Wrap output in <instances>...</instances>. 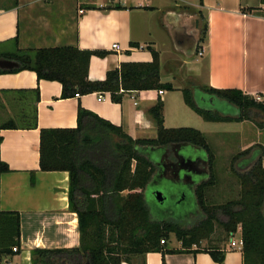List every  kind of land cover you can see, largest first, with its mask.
I'll return each mask as SVG.
<instances>
[{
  "label": "crops",
  "instance_id": "1",
  "mask_svg": "<svg viewBox=\"0 0 264 264\" xmlns=\"http://www.w3.org/2000/svg\"><path fill=\"white\" fill-rule=\"evenodd\" d=\"M172 1L0 0V54L14 50L15 38L22 50L68 46L105 50L109 54L92 56L88 67V79L102 81L123 63L151 62L150 47L159 54L161 83L174 88L161 94L157 90L130 92L120 103H113L108 93L61 99V84L38 80L34 72L0 74V160L10 169L0 174V211L20 214V248L6 258V264H32L33 250L79 246L77 215L69 210L68 173L39 169L41 129H75L80 107L132 139H156L149 110L158 100L163 103L164 128H189V122L195 121L192 115L197 114L184 103L181 92L190 86L240 90L264 103L261 0H201V4L196 0L185 6ZM204 26L205 40L199 43ZM186 39L192 41L191 47L179 45ZM113 44L118 51L112 50ZM193 44L200 47L201 56L197 47L191 51ZM166 52L170 54L164 58ZM9 122L14 128L2 129ZM245 122L205 121L209 125L234 123L240 133ZM231 241L206 249L199 243L186 252L177 240L160 253L122 264H162L163 259L165 264H218L205 253L208 250L222 252V264H243L240 245Z\"/></svg>",
  "mask_w": 264,
  "mask_h": 264
},
{
  "label": "trees",
  "instance_id": "2",
  "mask_svg": "<svg viewBox=\"0 0 264 264\" xmlns=\"http://www.w3.org/2000/svg\"><path fill=\"white\" fill-rule=\"evenodd\" d=\"M261 3L264 4V0ZM253 11L255 9H242V12ZM205 36L206 26L199 43H203ZM13 46L14 50L0 54V59L13 60L18 67L0 70V74L34 72L38 80L60 83L61 99L108 93L113 103H120L130 92L174 90L170 83H161L159 54L150 47L147 49L152 55L151 62L123 63L119 69L107 72L104 80L90 81V58H104L109 54L107 51L79 50L69 46L22 50L18 48L17 38L13 40ZM199 49L197 46V52ZM181 92L184 103L206 122L248 121L251 110L264 114V103L240 90L190 86ZM218 102L228 106L224 113L214 108ZM206 103L211 104L210 108L205 106ZM162 108L163 103L158 100L149 110L156 126V139H132L119 127L80 107L75 129L39 131V169L68 173L69 210L77 215L80 242L72 249L33 250L32 264L132 263L133 258L139 260L147 253L162 252L170 234L187 252L192 245H199L202 238L213 233L214 224L221 226L227 236L240 229L243 264H264V167L261 160L249 171L238 175L240 195L237 200L218 207L209 206L206 191L214 184L213 154L205 137L192 128H164ZM33 127L36 128V121ZM12 128V122L2 126V129ZM176 143L201 149L209 160L210 177L195 191L197 203L207 219L191 230L181 229L175 221L163 218L159 211L153 216L144 196L151 189L156 200L152 185L156 170L153 148H166ZM9 171L0 160V174ZM217 211L228 220L219 222ZM162 240L164 244L160 243ZM15 247L20 248V214L0 211V264H6L7 257L17 254L12 251ZM176 252L181 251H168ZM205 253L222 264V252L208 250ZM162 264H165L164 259Z\"/></svg>",
  "mask_w": 264,
  "mask_h": 264
},
{
  "label": "rangeland",
  "instance_id": "3",
  "mask_svg": "<svg viewBox=\"0 0 264 264\" xmlns=\"http://www.w3.org/2000/svg\"><path fill=\"white\" fill-rule=\"evenodd\" d=\"M171 3L172 0H169ZM195 3L196 0H177L181 6ZM168 51V50H167ZM169 53H164V58L168 57ZM197 59V58H194ZM206 107L210 108L211 104L206 103ZM214 108L222 113L228 106L222 102L214 104ZM195 119L189 122V128L199 130L206 138L210 151L213 154L212 177L214 184L206 191V203L209 206L218 207L226 204L229 201L237 200L240 195V180L238 175L249 170L242 167L239 162L247 158L251 152H254L264 164V114L251 110L249 112V120L244 123L242 133L240 126L233 124H206L205 121L197 116L192 115ZM200 154L204 155L203 152ZM264 167V166H263ZM244 169V170H242ZM125 194V193H123ZM148 206L157 216L159 209L158 202L151 194V189L144 194ZM162 216V215H161ZM164 218V216H162ZM202 218L191 221L190 223H181L180 228L191 230ZM237 235L227 236L222 227L214 224V231L208 237L200 240V246L204 249L211 246H223L225 241L230 238L234 240L236 245L240 242V229H237ZM177 239L173 234H170L166 240L168 246H174ZM136 258L132 261L135 262Z\"/></svg>",
  "mask_w": 264,
  "mask_h": 264
},
{
  "label": "flooded vegetation",
  "instance_id": "4",
  "mask_svg": "<svg viewBox=\"0 0 264 264\" xmlns=\"http://www.w3.org/2000/svg\"><path fill=\"white\" fill-rule=\"evenodd\" d=\"M153 150L156 170L152 178V185L155 188L154 192H160L163 198L161 202H158L161 207L159 213L166 220H172L178 224L190 223L202 216L203 219L200 222L206 220V214L197 203L195 191L210 177L208 156L194 146L173 148L170 145L166 148H153ZM200 152H203L204 155ZM190 160L196 164L187 163ZM258 160L260 157L258 158V155L251 152L239 164L250 170ZM206 162L208 163V173L205 172L204 164ZM216 218L219 222L228 220L221 211L216 212Z\"/></svg>",
  "mask_w": 264,
  "mask_h": 264
},
{
  "label": "water",
  "instance_id": "5",
  "mask_svg": "<svg viewBox=\"0 0 264 264\" xmlns=\"http://www.w3.org/2000/svg\"><path fill=\"white\" fill-rule=\"evenodd\" d=\"M179 45L180 46L186 45L188 47H191L192 41L190 39H186L185 42H183V43L180 42ZM195 45H197V42H196ZM196 47L197 46H194V44H193V48H192L191 51L192 52L196 51ZM17 67H18V64L15 61H13V60L0 59V70H11V69H14V68H17ZM186 146H191V145H189L187 143H176V144H172L171 145V147H173V148H180V147H186ZM187 163H191V164H194V165L196 164V162H193L191 160L187 161ZM204 166H205V172L208 173V168H207L208 167V163L206 162L204 164ZM155 196H156L157 202H161L163 200L162 195H161L160 192H156Z\"/></svg>",
  "mask_w": 264,
  "mask_h": 264
},
{
  "label": "built area",
  "instance_id": "6",
  "mask_svg": "<svg viewBox=\"0 0 264 264\" xmlns=\"http://www.w3.org/2000/svg\"><path fill=\"white\" fill-rule=\"evenodd\" d=\"M79 13H82V11L79 10ZM118 49H119V48H118V45H117V44H113V45H112V50H114V51H118ZM198 55L201 56L202 53H201V52H198ZM159 93L161 94L162 91H160ZM254 99H255L257 102H261V100H260V98H259L258 96H256ZM160 243H161V244H164V241L162 240V241H160ZM231 244H232V245H235V242L231 241ZM239 245H240V247H242V241H241V240H240V242H239ZM12 251H13V253H17V252L19 251V249H18L17 247H15V248L12 249Z\"/></svg>",
  "mask_w": 264,
  "mask_h": 264
}]
</instances>
